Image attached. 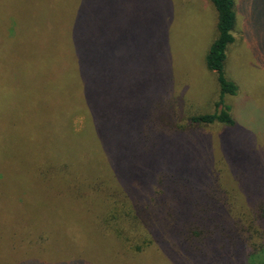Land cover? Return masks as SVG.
Masks as SVG:
<instances>
[{
	"label": "rangeland",
	"instance_id": "rangeland-1",
	"mask_svg": "<svg viewBox=\"0 0 264 264\" xmlns=\"http://www.w3.org/2000/svg\"><path fill=\"white\" fill-rule=\"evenodd\" d=\"M233 2L235 41L224 73L238 91L225 97L236 122L229 128L189 123L212 112L219 96L205 65L217 34L210 0H0V108L12 123L0 139V264H170L165 242L126 261L104 226L110 190L133 184L147 197L165 167L185 171L203 160L229 197L244 193L234 174L264 190V0ZM79 6L84 23L102 31L105 73L120 80L111 87L131 98L116 92L108 146L84 150L76 163L73 141L64 132L45 139L40 121L62 116L75 101L77 72L60 33ZM153 107V128L165 137L156 135L153 160H143L129 147ZM70 125L80 132L85 116L74 114Z\"/></svg>",
	"mask_w": 264,
	"mask_h": 264
},
{
	"label": "trees",
	"instance_id": "trees-1",
	"mask_svg": "<svg viewBox=\"0 0 264 264\" xmlns=\"http://www.w3.org/2000/svg\"><path fill=\"white\" fill-rule=\"evenodd\" d=\"M210 1L216 13L217 34L205 55V65L216 75L219 96L212 112L195 116L189 123L195 126L220 124L231 128L236 122L225 97L236 95L238 88L224 73V64L228 47L235 41L237 17L233 0ZM94 28L84 23L81 6L73 14L71 25L62 28L60 38H65L77 72L75 101L62 116L40 121L43 130L49 133V136L43 135L45 139L52 140L64 132L65 142L73 141L76 163L81 162L80 156L84 150L108 146L107 137L111 135L106 122L108 102L119 103L116 92L120 96L123 94L124 98H131L128 90L125 93L124 89L111 87L113 84L118 85L119 76L105 73L107 59L104 55L107 54L100 48V44H103L102 31L96 33ZM63 48L67 50V47ZM13 85V88H17L18 84L16 82ZM50 95L53 99L59 96ZM5 100V89L0 88V104ZM5 110L0 108V139L12 127ZM157 112L153 107L152 113L141 118L136 128L139 130L137 143L129 147L134 149L132 155L143 160H153L152 150L158 145L156 135L165 137L164 132L159 133L153 128ZM76 113L85 116V126L77 133L70 125ZM13 135L10 128V140ZM202 161L188 166L185 171L168 172L165 167L158 174L157 187L147 197V192L144 194L133 184L125 188L118 186L105 196V230L122 244L124 255H128L126 261H132L149 247L161 246L165 242L164 250L170 264H264V190L254 192L249 178H242L229 168L244 192L241 199L239 195L237 198L229 197L227 190L220 186L217 173H213L211 166L204 165ZM93 190L96 193L101 191L99 185L94 186ZM241 208L242 211L239 210ZM120 223L123 227H120Z\"/></svg>",
	"mask_w": 264,
	"mask_h": 264
}]
</instances>
